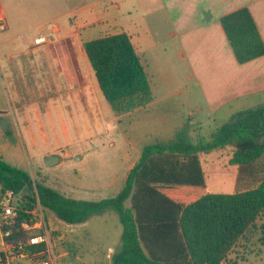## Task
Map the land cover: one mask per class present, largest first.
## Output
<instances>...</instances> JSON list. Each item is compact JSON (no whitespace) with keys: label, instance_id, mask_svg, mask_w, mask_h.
<instances>
[{"label":"crops","instance_id":"1","mask_svg":"<svg viewBox=\"0 0 264 264\" xmlns=\"http://www.w3.org/2000/svg\"><path fill=\"white\" fill-rule=\"evenodd\" d=\"M0 7L7 25L0 31V160L17 169L29 172L53 155L60 158L55 166L83 159L81 150H70L77 130L68 122L81 106L100 108L103 94L84 44L101 37L129 36L154 95L145 108L112 111L114 123L130 121L126 159L172 139L187 120L195 139H210L235 113L264 104V56L240 64L221 23L247 8L264 41V0H0ZM41 35L48 42L35 46ZM11 41L20 47L4 48ZM230 158L224 166L212 161L209 193L236 192L238 166ZM222 264L264 261L262 251L241 245Z\"/></svg>","mask_w":264,"mask_h":264},{"label":"trees","instance_id":"2","mask_svg":"<svg viewBox=\"0 0 264 264\" xmlns=\"http://www.w3.org/2000/svg\"><path fill=\"white\" fill-rule=\"evenodd\" d=\"M221 23L240 64L264 56V41L247 8ZM84 49L115 115L154 100L128 35L87 41ZM193 131L187 120L172 139L145 145L114 197L70 198L2 160L0 191L22 194L36 188L44 210L69 225L115 213L122 232L110 264H222L241 245L264 246V227L258 224L264 215V104L235 113L210 139H195ZM225 149L231 150L230 164L238 166L236 192L211 194L201 158ZM26 198L31 206L36 203L35 196Z\"/></svg>","mask_w":264,"mask_h":264},{"label":"rangeland","instance_id":"3","mask_svg":"<svg viewBox=\"0 0 264 264\" xmlns=\"http://www.w3.org/2000/svg\"><path fill=\"white\" fill-rule=\"evenodd\" d=\"M17 47H20L19 41H11L4 46L10 50ZM165 73L168 74L167 70ZM87 106L90 113L86 106H81L74 113L73 121L68 122L72 123V129L77 130L72 137L74 144L70 150L73 153L76 150H81L83 159L76 160L74 155L73 160H66L62 164L50 168L45 165L43 160L38 163L39 166L34 163L33 169L29 172L37 183L51 186L67 197L90 201L117 195L138 158L131 155L130 159H126V140L130 133L129 118L126 117L120 123H114L113 112L103 96L99 109L92 104ZM113 142H116V145H113ZM231 155V150L225 149L217 156H202L201 160L208 186L212 161L224 166L227 164V158ZM114 178L117 179L116 185H110ZM88 189H98L99 191L91 192ZM43 211L49 226L51 241L60 256L61 264H110V257L115 247L120 244L122 232L115 213L108 212L102 217H92L87 222L89 225L85 226L83 224H66L52 212ZM16 231L18 239L27 238V235L23 234L19 228ZM250 248L254 251L257 249L262 251V260L264 261V246L256 244ZM20 264H35V262L27 259Z\"/></svg>","mask_w":264,"mask_h":264},{"label":"built area","instance_id":"4","mask_svg":"<svg viewBox=\"0 0 264 264\" xmlns=\"http://www.w3.org/2000/svg\"><path fill=\"white\" fill-rule=\"evenodd\" d=\"M6 28L0 7V31H5ZM47 42V38L41 35L33 43L38 46ZM33 196L36 197V203L31 206L24 193L0 191V233L3 237L0 244V264H20L27 259L33 260L35 264H61L60 256L50 238L44 208L39 202L36 188L32 191ZM21 214L24 215L22 219ZM17 228L27 238H11Z\"/></svg>","mask_w":264,"mask_h":264},{"label":"water","instance_id":"5","mask_svg":"<svg viewBox=\"0 0 264 264\" xmlns=\"http://www.w3.org/2000/svg\"><path fill=\"white\" fill-rule=\"evenodd\" d=\"M59 160H60V158L57 155H53V156L47 157L44 160V163L46 166L52 167V166H55L56 164H58ZM23 193L27 196H32V192L30 189H25Z\"/></svg>","mask_w":264,"mask_h":264}]
</instances>
